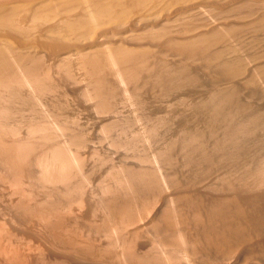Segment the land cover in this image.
I'll use <instances>...</instances> for the list:
<instances>
[{
    "label": "bare ground",
    "instance_id": "bare-ground-1",
    "mask_svg": "<svg viewBox=\"0 0 264 264\" xmlns=\"http://www.w3.org/2000/svg\"><path fill=\"white\" fill-rule=\"evenodd\" d=\"M245 51L249 53L248 56H245ZM201 73H207L211 79L214 75V79L231 84V90L219 94L218 102H215V119L219 117L217 115L221 110L233 102L237 101L240 105L242 97L238 99L241 95L235 82L245 83L252 90L264 86V0H0V264H71L73 258L78 256L95 258L99 255L121 257L126 264H179L180 257L176 254H172L169 260L165 259L166 262L164 258L163 262L160 261L161 256L159 260V257H153L157 255L150 259L141 254L140 238L147 231H152L163 245L175 248L178 244L182 250L181 257L195 264H219L237 253L253 251L256 245L258 250L254 249L253 252L257 250L258 255L264 258V193L261 191L256 194L253 189H249V178L244 175L239 178L242 191L236 188L235 180L228 184L230 180L225 177L226 187L230 190L225 196L215 195L214 198L211 197L212 194L194 191L195 186L193 188L192 185H196L199 179L190 183L194 190L188 185L189 181L186 187L182 182V174L179 176L180 180L179 172L175 175L177 171L174 172L173 166H169L176 162L171 157L173 148L168 149L172 144L166 147L170 152L169 156L167 151L165 155L162 154L163 151L159 155L166 156V160L162 159L171 163H167V172L175 173L168 175L166 169L163 170L167 176L160 173L159 178L164 175L165 183L162 179L158 180V174V179L154 176L155 173H151L154 177L149 176L151 170H146L149 174L145 170L146 174H138L139 170L130 167L128 169L131 171L122 168L117 172V176L124 173V176H118L122 179V182L119 180L118 188L122 186L123 189L116 188L118 192L121 190L120 193L113 191L112 196L103 202L104 207L101 205L105 212L102 211L105 214L104 224L120 230L116 241L117 250L97 249L91 240H84V231L66 218L70 210L73 211L70 207L72 202L67 204L70 208L66 211L68 214L60 199V202L56 199L51 203L49 199L47 203L39 202L41 199L35 202L37 194H30V191L24 201L14 202L17 207L12 202L11 186L15 185L16 178L20 182H31L28 179L32 177L29 165L33 160L27 157L31 155V149H37L36 155H31L36 158L45 159L42 156L50 155L47 151L44 153L41 146H26L29 147L26 150L24 146L27 143L18 146L9 140L11 127L7 120L17 112L16 108L12 109L11 103L17 99L20 100H17L19 103L26 102L23 100L24 95H20L23 94V89H19L21 84L23 87L25 84L27 87L30 85L32 88H28L31 89L34 87L35 92L44 97L49 92L47 96L52 95L51 92L56 94L55 90L61 88L60 74L69 79H77L80 75L78 77L86 85V95L89 94L105 110L109 108L110 99L116 96L120 87L125 94L139 100L142 92L151 87L154 90H165L170 85L176 87L178 81L185 86L205 84L200 82ZM207 74H204L206 78ZM63 82L66 83L64 80ZM179 84L177 86L184 87ZM232 84L235 85L232 87ZM17 85L19 88L16 89ZM215 88V91L219 89ZM253 91L252 98L256 96ZM14 102L12 104L16 106ZM231 110L228 112L234 116ZM247 127L245 126V131L248 130ZM197 133L187 140H194V143H187L195 146L199 141L200 146L198 143L197 147L201 150L199 147L195 148L202 154L199 157L214 166L213 162L217 161L216 158V161L213 160L214 156L212 158L214 154L210 155L208 149L209 154L206 152L203 136ZM226 137L228 139L230 136ZM76 138L75 136L74 141ZM234 138H230V141H238ZM78 143L81 144V141ZM172 147H175L174 141ZM226 147L228 146L221 148V152L224 148L227 151ZM22 149L29 153L23 154L25 151ZM40 151L44 155L41 152L42 156H39ZM192 151L195 150L190 149ZM226 151H223L224 157L230 152L225 153ZM194 154L187 157L192 156L193 159ZM57 156L52 161L62 165L64 159ZM234 157L230 159L233 161ZM188 158L187 164L192 161ZM194 159L193 162H196L197 159ZM193 162L190 165L194 167L196 163ZM202 162L199 164L202 165ZM229 175L228 178L233 179ZM157 181L165 185L164 187L161 183L162 190L167 186L168 191L171 189L169 194L165 195L167 191L164 190L160 194L161 189L157 188L160 196H155L157 191L154 192V185H159ZM262 184L263 181L257 183L259 187ZM155 198L168 202V205L165 204V208L162 207L146 222L145 228L148 229L143 234L145 224L141 227L137 225L150 212ZM78 201L80 207L86 205L82 199ZM260 211L261 214L256 215ZM170 229L173 231L172 235L169 234ZM256 235L261 238L258 243L254 239Z\"/></svg>",
    "mask_w": 264,
    "mask_h": 264
},
{
    "label": "rangeland",
    "instance_id": "rangeland-1",
    "mask_svg": "<svg viewBox=\"0 0 264 264\" xmlns=\"http://www.w3.org/2000/svg\"><path fill=\"white\" fill-rule=\"evenodd\" d=\"M261 36L263 37V35ZM245 53L244 55L248 56L247 54L249 53L246 51ZM61 74L60 76L58 75L61 78L59 79V87L61 88L55 90L56 94L51 92L54 95L52 94L47 96L50 93L49 92L47 95L45 94L46 96L42 94L44 97H41V94L38 92V95L37 92H35L36 90H34V87L31 89L32 87L30 85L28 87L31 88H28L26 84L24 87L21 84V88H19L18 85L16 86V89H23L21 90L23 94H20L22 92L18 93L22 96L24 95L25 99L23 100H26V102L22 103L24 101H21L19 103L18 101L20 100L17 99L18 101H12V103L16 101L14 102V104L16 103V106L11 103L12 109L15 110L16 108L17 112L14 113L13 111L14 116H9L10 119L8 118L9 121L7 120V122L10 123L9 126L11 127L9 140H11L13 143H16L18 146L23 143H27V145L24 144L25 146L22 145L24 147L41 146V149L44 151V153L47 151V153L50 154L49 156H42V151H40V155L38 153L37 154L43 158H46H36L34 156L36 155L35 152L37 149L35 151L32 148L34 150L33 154V150L30 148L31 155L34 156H31L30 154H27L30 156H26L31 158L28 159L33 160L31 165H29V171L32 177L28 179H31V182L30 180L27 181L28 183L25 181L23 182V180L20 182V179L16 178L15 185L11 186L13 192L11 198L13 204L16 207L17 203L14 202L19 203L22 200L24 201L26 194H32L33 192L34 195L37 194L38 196H35V202L38 201L37 199H41L39 202L51 200L49 201L51 203L54 201V199H56L57 202L60 199L61 202H59L62 203L63 206H66L64 208H67V210L64 209L65 212L70 209L68 207L72 202V204H74H71L70 207L73 209V211L71 212L70 210L71 213L69 212V214L66 212V214H68L66 218L68 222L72 223V225L76 223V225L84 231V240H87L86 238L91 240L97 249L105 248L109 250H117L118 246L116 241L120 230L118 228L113 229L104 224L103 215H105V212L103 211L104 208H102V206L104 207L102 204L106 201V198L110 197V195L112 196L113 191H115V193L118 192L116 191V188H122V186L118 188L120 180L118 176H124V173H119L117 176V172H120L119 170L122 168L128 169L133 167L139 171L151 170V172H149L150 174L146 171L147 174L150 176L151 173H155L154 176L158 174L159 178L160 173L162 175L163 170L166 168L168 169L167 163L171 164L162 159L165 158L166 160V156L164 155L167 152V155L170 154L168 151L169 148H173L172 150L169 149L171 150V153L173 151L171 154L172 156H170L175 158L173 160H176L177 162H173V165H169L171 168L173 166L172 169H174V172L177 171L175 172L176 174L172 172L173 170L169 167L172 170H170V172H172L173 175H177L179 172L178 177L180 174H182V178L184 177L182 182L185 183L186 187L189 185L191 189H193L195 186V190L193 189L194 191L197 190L206 194L208 193L209 195L212 194L211 197H214L215 195L216 197L217 195L225 196L230 191L229 188L226 187V184H229V182L232 183L233 180L236 181V188L242 191L243 186L240 184L241 182H239V178L244 175L249 178V189H253L256 194L261 191V193H264V91H261L264 90L263 85H261L259 89H253V91L248 86H246L244 82H242L244 84H241L240 81L239 84L238 82H235L237 83L236 85L232 84V87L235 85V87L239 89V95L241 96H239L238 99L242 97L241 100H239V104L243 106L238 105V102L235 101V103L233 102L226 109L221 110L222 112L217 115L219 117L215 119L216 116L214 115V111L216 110L215 107L217 106V103L215 102H218V97H220L219 94L231 90V84L227 83L226 81H218L216 78L214 79V75H212L213 77L211 79V76H209L207 73H204L207 74V78L209 77L211 79L210 80L209 78H206V75L201 73L203 77L201 76L202 80L200 82H205V84L193 83L194 85L197 84L195 86L191 84L192 86L187 85V87L178 81V83L176 82V87L174 83L172 84L174 86L170 85L171 87L169 86V88H165L166 92L164 89L160 90L161 88H159L158 90V88H155L154 90V88L151 87V89L148 88L142 92V98L143 96L145 97L143 99L139 97V100H136L137 98H131L129 94H125V91H123L124 89H121L120 87L121 91L117 89L119 92L115 93L116 96L113 95L115 97L110 99L111 101L109 108L103 110L97 105V101H95V99L90 98L89 94L86 95V85L82 83L83 80L81 77H78L80 75L77 76V79L75 77H71L69 79L65 76L63 78V75ZM78 78L81 79V82ZM63 80L66 83H64ZM215 80L218 82L216 83ZM207 83L208 87L210 88L206 87ZM219 83L222 84L219 85ZM178 84H182L184 87L177 86ZM222 85L225 88L222 87ZM64 87L67 89V92H65L66 89H64ZM215 87H217V89L219 88V91H215ZM246 87H248V89ZM116 88H118V86ZM222 88H224V90ZM249 90H252L256 96L258 94V97L254 95L255 97L253 96L254 98H252L253 93H251L252 91ZM158 91L160 93H158ZM163 91L167 94H165ZM246 91L248 92L246 93ZM243 93L246 94L244 95ZM215 95L217 99H215ZM141 99L143 100L142 103L140 101ZM230 109L233 110H231V112H233L234 116H231V113L229 114ZM221 114H223L224 118ZM213 115L215 118H213ZM229 117L231 118L229 119ZM242 125L244 127H242ZM245 126H248V130L246 131ZM240 128H243V130ZM234 131H237V133H234ZM194 132H198L197 134H202V141H205L206 144V147L205 144H203L206 152L209 150L210 155L214 154L212 155V158L214 156L213 160H215V158L217 160H215L217 163L213 162V164L215 163L214 166L211 165L212 163H210V165L208 164L209 162L205 163L206 160H204L203 157H199V155L202 156V154H199L197 151L198 147L200 146L199 141H197L199 143L198 147L196 140L195 146H192V144L190 146V144H188L190 142L194 143L192 142L194 140L190 142L187 141L189 138H191V136L193 137L195 134ZM228 132L233 133L234 135H230ZM226 135L230 136L228 137L229 140L227 139ZM75 136L78 139L82 138L80 140L81 144L78 143L80 141L77 138L75 141L78 142L75 143ZM233 136H237V138H234ZM230 138L238 139V141H232L233 148L235 145H237L235 146L238 147L237 149L232 148V142L230 141ZM173 141L175 147H172ZM183 143H187V145H184ZM168 145L171 147L169 146L167 149L166 147ZM185 146H187V148ZM224 146H228L230 149L226 147L227 151L224 148L221 152V148ZM29 147H26L25 149L29 150ZM184 147L186 149H184ZM189 148L195 151H192V153L190 152ZM199 149L201 150L200 147ZM22 150L25 151L24 149ZM186 150L190 152V155L194 154L195 152L193 155V159L195 158L194 160H199L202 158V161H204L202 162L200 159L198 163H196L197 160L196 162H193L192 156L190 157L191 159L188 158L190 155H187L189 152H186ZM200 150L199 152H202ZM161 151H163L162 154L167 151L163 155L164 157H159ZM223 151H226L225 153L228 151L230 152L224 157ZM26 153L29 152L25 151L23 154ZM59 154L62 155L60 156ZM57 155L59 158L61 157L64 159L65 163L62 162V165L64 163L65 168L60 165L61 163L59 166L56 164V162L52 161V158L54 159ZM233 156L236 157H234L236 160L233 159L232 161L230 158H233ZM187 158L192 160L191 162L196 163V165H194L196 168L191 166L192 164L190 165V161L187 164ZM200 162H202V165L199 164ZM211 166H213V168H210ZM208 167L210 169L208 170L209 172L207 171ZM133 168L132 170H135ZM167 169L165 172L168 175L172 174L167 172ZM128 171L131 170L128 169ZM139 171L138 174H146L145 171H142L143 173ZM165 172L163 173L164 175H166ZM153 174L151 175L152 177H154ZM228 175L229 177L232 176L233 179L228 178ZM225 177L230 181L227 182ZM156 178L152 179L156 180ZM163 178L160 177L158 180L162 179L165 183L166 179ZM179 178L181 180V177ZM224 178L225 182L223 180ZM184 179H186V181ZM196 179H199L200 182H198V180V184L196 183L195 185V183L193 184L192 182ZM187 181H189L188 185ZM235 181H233V183ZM260 181H263V186L259 187L257 183ZM161 183L162 182L159 184L158 182L159 185L155 183L157 186L154 185V187H156L154 192L157 191V188L161 189L162 187L160 186L162 185L165 187V185L163 183L161 185ZM190 183L193 184V188ZM167 187V190L163 189L164 192L167 191L166 194L162 193L163 195L169 194L168 192H170L171 189L168 191ZM163 190H159L160 192L157 191L155 196L158 195V192L161 194V191L163 192ZM28 191L30 192L27 193ZM120 191L121 190H119L118 193H120ZM159 196L160 195L157 197ZM161 197L163 198L164 196ZM156 198L152 200V202L155 201L157 204L154 203V206H152L153 204L151 205L152 207L150 212L144 215L142 217L141 223L137 225L141 227L145 224L143 226L144 228H142L143 230H146L143 231L142 228H140L143 234L148 229L145 228L147 227L146 222L148 223V220H150V218H152L155 213L168 205V202L164 203L167 201L165 197V201H158L159 199L157 200ZM77 199H82L83 203L86 205L81 204L84 207H80V204L78 205L79 201ZM102 211L104 213H102ZM259 214H261V211L256 215ZM150 232L147 231V233H145L143 236H141L142 238H140V252L142 255L146 257L149 256L148 258H152L153 255H157L153 257L161 256V260L160 257L159 260L162 261V258H164L163 260L166 262L167 259L169 260L172 258V254H176L180 257H178L179 264H195L194 262L181 257L182 250L178 244L175 246L173 245L175 248L163 245L164 243L159 241L157 237L152 234V231ZM169 234H173L172 229L169 230ZM254 237L256 243L261 241V238H258L257 235ZM114 246H116V248H114ZM256 246L253 248V251L254 249L258 250ZM257 250H255V252L250 250L251 253L249 250H247V253L245 251L240 252L241 254L237 253L235 254L236 256L233 255L232 258L229 257L230 259H223V262L220 260L221 262L219 264H264V258L260 254L258 255ZM253 253L255 254L253 255ZM73 259L74 262L71 261V264L72 262L74 264H126L125 260H123L121 257H105L104 255H99L95 258H82L78 256V258Z\"/></svg>",
    "mask_w": 264,
    "mask_h": 264
}]
</instances>
